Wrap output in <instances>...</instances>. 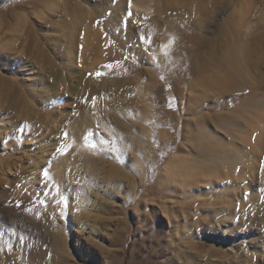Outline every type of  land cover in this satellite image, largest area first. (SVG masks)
<instances>
[{
    "label": "rangeland",
    "instance_id": "1",
    "mask_svg": "<svg viewBox=\"0 0 264 264\" xmlns=\"http://www.w3.org/2000/svg\"><path fill=\"white\" fill-rule=\"evenodd\" d=\"M31 1L21 10L1 5L0 77L10 93L12 85L34 93L41 87L29 79L52 63L61 81L45 107L28 97L24 110H5L0 99V250L7 254L0 264L9 256L30 264L34 246L53 264L59 246L52 234L58 231L65 233L71 264H234L231 254L220 259L209 253L212 243L228 252L239 247L240 257L263 263L264 0H58L49 18L54 0ZM71 8L88 16L71 22ZM38 12L43 20L33 17ZM91 30L97 40L90 39ZM66 46L74 81L64 53L54 56ZM230 54H241L239 66ZM87 82L95 94L80 90ZM58 113L64 125L49 131ZM190 120L206 124L216 154L205 164L221 173L197 187L170 185L162 169L181 147L189 149L182 138ZM237 149L251 166L223 153ZM63 160L74 168L62 170L60 187L53 169ZM89 161L96 164L89 168ZM116 170L120 178L112 179L120 189L107 177ZM105 190L114 215L98 210ZM227 191L233 215L206 207L205 199ZM256 213L262 222L253 230L249 219ZM74 216L82 221L73 225ZM84 244L95 250L86 255ZM100 246L105 254L97 253Z\"/></svg>",
    "mask_w": 264,
    "mask_h": 264
},
{
    "label": "bare ground",
    "instance_id": "2",
    "mask_svg": "<svg viewBox=\"0 0 264 264\" xmlns=\"http://www.w3.org/2000/svg\"><path fill=\"white\" fill-rule=\"evenodd\" d=\"M15 1L16 0H0V15H2L1 14L2 13L1 12V10H2L1 5H4L6 3H14V5H11L9 8H11V10H21V9H25L27 7L28 1H30V0H27V1H24V2H15ZM36 1H38V0H33V1L29 2V3H31V5H32V3H36ZM103 2L104 1H101V3H103ZM58 6H59L58 0H54V1L48 3V11H49V12L47 11L48 12V15H47L48 18L50 16L52 17L53 14L57 13L56 9L58 8ZM7 10H8V8H7ZM71 11H72V8H71ZM71 11H70V13H68V14L71 15V22L72 21H76L77 19L80 22V18H85V17L88 16V12H86L84 10L83 11L80 10L79 12H75V11L71 12ZM32 15H33V17L35 16L38 20H43V15L41 13H39V12L37 14L35 13V14H32ZM19 16H20V18L18 17V20L19 21L23 20L24 17L22 15H19ZM78 20L76 22H78ZM71 22H70V25H67V26H71L72 24H77V23H72L71 24ZM63 27H65V26H63ZM71 27H73V25ZM228 28H229V26H227L226 29L228 30ZM65 29H67V28L65 27ZM72 30H73V28L72 29L70 28L68 31H72ZM72 32H70V33H72ZM94 32H95L94 30H91L90 39H92L93 37L95 38ZM66 35H68V34H66ZM9 44L12 47L13 44H11V42ZM9 44H7V45H9ZM7 45H5L6 48H9V46L7 47ZM90 45H91V43H90ZM70 46H72L71 43H70ZM70 46H66L65 48H68ZM62 49L63 50H58L57 52H55L54 56H55V58H58L57 55L61 56L62 53H64L63 54L64 55L63 59L65 58V62H63V64H64V66H67V68L69 69L68 73L67 72L66 73L70 76V79H72L73 81H74V78H75V80H77L76 71L74 69L75 66L73 65V61H72L73 59L72 58L69 59L70 56H68V54H70L71 52H69V48H68V50H65L64 48H62ZM10 50H13V49H10ZM10 50H6L5 52H8ZM12 52H14V51H12ZM240 55L236 56L234 54V56H231V54H230L231 62L236 64L237 66H239L240 62H238L237 59L240 57ZM39 56H40V54H37V57H39ZM47 60H48V58H47ZM43 69L44 70H43L42 73L40 72V74H38L37 76L34 75L32 79L31 78L29 79V80H31V85L29 84L30 86L39 85L41 87L39 91H37V92L35 91L34 93H29V92L25 93L24 91H19V88L16 87L15 84H14L15 85L14 87L12 85V88H13L12 91L13 92L10 93L11 90L9 92L7 91V89L9 90V88H10L8 86L9 84L6 82L5 79L0 77V99L3 100V98H5V100H4V102H5V110H9L10 106H13L15 111L19 110L20 107L21 108H23V107L25 108V103H26V100H27L28 97H32V99L34 101L39 100L41 102V104H43L42 107H45V105L48 104V101L55 100L52 97H55V95H56V93H57V91L59 89L58 85H59V82L61 81V78H59L60 70L58 69V67L56 65H54L52 63H47V65L44 66ZM57 71H58V74H57ZM231 72H232L233 75H235V71L234 70H231ZM50 78H53L52 83H50L51 82ZM78 84H79V81L77 83H75V85H71V89H72L73 92H76V90H78ZM84 86L85 87L83 89H80V86H79L80 90H84L83 94H84V92L87 89H89L91 94H95V90H94L93 86L91 85V83L87 82ZM235 88L236 89L239 88L238 84L235 85ZM48 93L51 94L52 97H48ZM263 97H264V94H263ZM263 97H261V98H263ZM260 101H262V100H259V102ZM0 102L2 103L1 100H0ZM261 103L262 102H260V106H261ZM24 108H23V110H24ZM55 115H56V117L54 116L55 118L53 117L51 119V121L49 122L48 129L50 131V130H53L54 127H56V128L59 127V131L58 132H60V129H61V127H63L64 124H62L60 118L57 119V117L60 116L61 114L58 113V114H55ZM185 122H186L185 123V129H184V134H183V138L182 139L184 141V145L189 147V149L185 150L184 148L182 149V147H181V149L179 150V154L171 157L168 160L167 164H165L164 168L162 169V174L165 176V178L167 179V183L169 182L170 185L172 183H174L175 181H177V182H180V184H182L181 185L182 187H191V186L197 187V184L199 185L200 183H209L210 182V177L213 174L219 175L221 172H220V170L217 173L212 172V170L210 169L209 165L205 164L206 163L205 161L207 160V157L216 154V150L213 147L212 138L209 137V132H207V130H206V128H207L205 126L206 124L199 123L197 121H196L197 124L196 123H192L191 124L190 123L191 120L189 122L188 121H185ZM49 125H52V128ZM117 131L120 132L121 134L124 133V130H122L121 128H117ZM120 133H118V137H117L118 140H119L118 142H121L120 139H121L122 135H119ZM41 136H42L43 140H46L48 138L45 135H41ZM45 137H46V139H45ZM74 138H76V140H78L79 139V135L74 136ZM239 152L242 153V151H239L238 149H237V151H232L229 154L227 152H223V153H224L225 157H227L229 159L234 157L233 161H235V162L236 161L242 162L245 167L251 166L250 159L248 158V156L243 155L242 157H239L238 156ZM95 164H96V162L89 161L87 166L89 168H91L92 165H95ZM55 166L56 167L53 169L54 178H55V181L57 182V184L60 187H62V186H64V182H65L62 170L64 172L66 167H68V166H72L73 167L74 165L73 164L72 165H68V163H66L63 160L60 164H57ZM113 172L114 173H109V175H107V177H109L111 179L112 178L113 179L120 178L119 177V170H116V171H113ZM189 172H191L192 174L189 173ZM243 173L244 172H242L241 177L244 178L245 176L243 175ZM120 174H121V172H120ZM200 177H202V178H200ZM74 178H76V177H74ZM6 180L7 181L9 180L8 177L6 178ZM202 180H203V182H202ZM1 182H4V181L1 179L0 180V185H2ZM119 184L120 183H118V182L116 183V180L114 181V186H115L116 189H120L119 188L120 187ZM27 191H28V193H30V192H32L34 190L32 188L28 187ZM221 193L222 192H220V195H219L218 199H213V201H210V202L205 199L204 203L205 204L209 203L212 206H214V208L218 206V210H223L224 211V210L227 209L228 211H231V215H233V211L232 210H233V206L234 205L233 204L232 205L228 204L226 202L228 199L232 198L231 197L232 193L230 191H227L223 195ZM3 197H5V195L0 193V199H2ZM99 199H100L99 200L100 201V206H99L98 210L99 211H107L108 213L114 215L115 214L114 213L115 209L113 208V204H112V201H111L112 200V194L105 190V192L103 193V197L99 198ZM252 200H254V196L252 197ZM62 201H64V200H62ZM62 204H65V202H63ZM209 204H207V206H206L207 208L210 207ZM250 204H252V201H250ZM188 205H191V204H188ZM235 206H236V204H235ZM241 206L245 208L248 205L244 204V203H241ZM204 207H205V205H204ZM61 209L63 211V207H61ZM260 210H262V209H260ZM261 215H262V213H261ZM11 216H12V218L14 220H17V217H14L13 215H11ZM71 218H72L71 222H72L73 225L76 222L78 224V223H80L82 221V218L78 217V216H74V217H71ZM261 219H262V217L260 218V213H258V214L256 213V216L254 218H250L249 219V223H251L250 225H251L252 229L254 228L253 230H255V226H257V224L260 223ZM97 220L99 221L98 218H97ZM93 221L96 222V219L94 218ZM97 225L99 227H101V228H105V223H102V221L98 222ZM64 234H65L64 232L62 233V232H59V231L52 234V237L55 240V246L56 245L59 246V248H57L58 251H57V254H56L55 258H54L53 264H71L70 262H71L72 255H71V253L69 251V245H68L66 237H64ZM259 238H260V236H257V237H255L254 240L252 239L253 241H251V243L253 244V247H254L253 250H255V253L257 252V248H258L257 247L258 246L257 245L258 244L257 241H258ZM84 245H86V250H85L86 255L88 253H92L95 250L92 247H90V245H87V244H84ZM110 246H111V243H110ZM37 247L34 246V248H31V249L28 248L30 250V253L29 252L28 253L31 256L30 264H50V262L46 259V255L44 256V252H42V250H40ZM102 248H104V247L100 246V248H97V253L98 252H103L105 254V252L102 251ZM238 248L239 247L234 248V252H228L225 249L224 246L220 247L218 244L212 243V244H210V247H209V253L215 254L220 259L223 258L226 255L231 254L232 257H233L231 260H232V262L234 264H253L252 263L253 262V260H252L253 257L249 258V259L247 257H243V258L240 257L239 255L242 256V254H241L242 251L240 249H238ZM149 252L150 251L147 250L148 254H149ZM235 253H237V254H235ZM255 253H252V254H255ZM6 255L7 254L3 250H0V258L1 259L4 258ZM17 261H18L17 257L15 258V257L9 256V258L7 259V261L4 264H21L22 263V262L17 263ZM262 261H264V260L261 259V262ZM155 264H158V262H155ZM257 264H264V262L263 263H257Z\"/></svg>",
    "mask_w": 264,
    "mask_h": 264
},
{
    "label": "snow or ice",
    "instance_id": "3",
    "mask_svg": "<svg viewBox=\"0 0 264 264\" xmlns=\"http://www.w3.org/2000/svg\"><path fill=\"white\" fill-rule=\"evenodd\" d=\"M109 67V69H111V66H108Z\"/></svg>",
    "mask_w": 264,
    "mask_h": 264
}]
</instances>
